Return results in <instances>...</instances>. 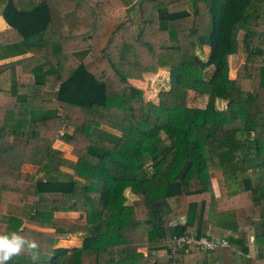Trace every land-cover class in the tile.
Returning <instances> with one entry per match:
<instances>
[{
  "label": "trees",
  "instance_id": "obj_1",
  "mask_svg": "<svg viewBox=\"0 0 264 264\" xmlns=\"http://www.w3.org/2000/svg\"><path fill=\"white\" fill-rule=\"evenodd\" d=\"M0 15V234L46 256L6 264H264V0H0ZM130 62L169 69L158 103L127 80ZM11 203L33 211L7 215ZM69 233L81 245L55 247ZM185 233L228 243L158 261Z\"/></svg>",
  "mask_w": 264,
  "mask_h": 264
},
{
  "label": "rangeland",
  "instance_id": "obj_2",
  "mask_svg": "<svg viewBox=\"0 0 264 264\" xmlns=\"http://www.w3.org/2000/svg\"><path fill=\"white\" fill-rule=\"evenodd\" d=\"M187 7L190 10H192L191 9L192 8L191 1H187ZM130 14H132V16H134V20L137 23V19H135V14H134L133 10L130 11ZM241 36H242V32L239 33V39H241ZM207 52H208V47L207 46H205L203 48V51L198 50V53L203 58L206 56ZM243 59H244V54H243V52L241 50L238 53H236V54H230L229 55V58H228L229 68L232 70V74H234L235 68L238 67L239 64L242 63ZM149 70L150 69H146L145 67L140 66L138 64H135L134 62H130V64L127 66L125 74H126V78H127V76H128V78H131V77L134 76L135 78H139V79H142L143 81L147 82V86H145V90L147 89V91L150 90L151 92H155L154 93L155 94L154 99L156 100L157 97H158L156 95H158V93L160 91L168 90L170 88V72H169V69L166 68L165 72L157 73L156 77H155V75H154L155 72L153 74H150ZM207 70L209 72L212 71V67L207 68ZM143 92H144V89H143ZM193 95H194V92L193 91H189V94H188V105H195V106H199V107H204L206 102H207V95L199 97L195 103L191 102V100H190V98H192ZM158 99H159V97H158ZM225 105L226 104H225L224 101L218 100V99L216 100V106L218 108H223V107H225ZM63 131H70V127L66 126L63 129ZM112 132H115V131H112ZM254 136L258 138V140H259V142L261 144V149L264 150V129L263 128H261V129L259 128V129L255 130L254 131ZM57 146H60V148H62V150H64L65 157L70 158V159L72 158L71 154L69 153L70 149L66 148L65 146H63L61 144L57 145ZM146 168H147L148 172L151 171L150 165H147ZM29 169L31 171H35V168H29ZM63 170L67 171L66 169H63ZM125 194L127 196V202H131L135 198V196L128 189L125 191ZM49 197L50 198L51 197L55 198V197H59V196L58 195H50ZM28 204H30V203H28ZM23 212H24V210L22 211V213ZM72 219H74L73 222L74 221H77V222H83L84 221V218H83L82 215H80V216L79 215H73ZM57 220L60 222V220H61L60 216H59V219H57ZM66 237H64V238H66L67 240L68 239H74V238L80 240L83 237V235L78 234V233H69V234H67ZM62 244H63V242H62ZM140 251L143 252V251H145V249L143 248Z\"/></svg>",
  "mask_w": 264,
  "mask_h": 264
},
{
  "label": "crops",
  "instance_id": "obj_3",
  "mask_svg": "<svg viewBox=\"0 0 264 264\" xmlns=\"http://www.w3.org/2000/svg\"><path fill=\"white\" fill-rule=\"evenodd\" d=\"M7 23L5 22V20L3 19V17L0 15V30H3L7 27ZM241 50V49H240ZM239 50V51H240ZM238 51V52H239ZM242 51V50H241ZM243 52V51H242ZM244 54V53H243ZM244 61V59H243ZM242 61V63H243ZM241 63V64H242ZM239 64V66L241 65ZM238 66V67H239ZM235 68L234 70V74H232V70L229 68V76L231 78H234L235 75H236V70L237 68ZM146 69H150L149 72L150 74H153L155 72V77H156V74L157 73H161V72H165L166 71V68L167 67H161V68H158V69H152V68H149V67H145ZM154 77V78H155ZM128 78V76H127ZM131 84H133L134 86L136 87H139L141 89H144V99L145 100H148V101H151L153 103H158L159 99L157 97V99L155 100L154 99V96H155V92H151L150 90L147 91V89L145 90V86H147V82L143 81L142 79H139V78H135L134 76L131 77V78H128L127 79ZM147 80V79H146ZM158 96V95H156ZM71 127H70V131H71ZM63 145L65 146L66 148L70 149L71 151V146L68 144V143H65L61 140H56L54 142V146L57 147V148H60V146H57V145ZM70 147V148H69ZM65 148V149H66ZM62 149V148H60ZM66 151V150H65ZM69 151V153H70ZM72 159V158H71ZM74 159V157H73ZM29 168H34L32 165H24L23 166V169L25 170H30ZM31 171V170H30ZM42 174H39L38 173V177H40ZM60 179H65L64 177H59ZM52 195L50 193H46V194H43V197L45 198H49V196ZM24 210V212L22 213V211ZM33 211V205L32 204H28V203H23V204H15V203H11L9 204L7 210H6V214L7 215H16V216H19L21 217L22 219H25L28 214L30 212ZM73 215H82L83 218H84V215L80 212H74V211H56L54 213V219L56 222H59L57 219H59V216H60V222H73L74 219H72ZM75 217V216H74ZM64 218V219H63ZM85 219V218H84ZM74 222H77V221H74ZM6 225V221H2L0 223V226L1 227H4ZM29 227L31 228H36V226L34 225H28ZM254 232H255V228L254 229H248V234L251 236L250 239H249V253L247 254V257H255L257 256L258 254V248L256 247L255 243H254V238H253V235H254ZM80 234V233H78ZM82 235V234H81ZM67 238V237H66ZM64 237H60L56 240V243H55V247H72V246H79L81 245V242H82V238L80 240L78 239H66ZM63 242V244H62ZM143 248H141L140 250H142ZM145 249V248H144ZM144 253H146V249L145 251H143ZM153 253L156 255L157 257V260L162 262V261H165V260H170L169 256H168V248L167 249H159V250H156V251H153ZM46 258L45 255H43L42 253H37L36 254V258L35 259H41V258ZM28 259H33L32 256L30 254H28ZM34 260V259H33ZM247 264V263H246Z\"/></svg>",
  "mask_w": 264,
  "mask_h": 264
},
{
  "label": "clouds",
  "instance_id": "obj_4",
  "mask_svg": "<svg viewBox=\"0 0 264 264\" xmlns=\"http://www.w3.org/2000/svg\"><path fill=\"white\" fill-rule=\"evenodd\" d=\"M38 243L16 232L0 234V264H6L14 256L27 250L33 259L36 258Z\"/></svg>",
  "mask_w": 264,
  "mask_h": 264
},
{
  "label": "built area",
  "instance_id": "obj_5",
  "mask_svg": "<svg viewBox=\"0 0 264 264\" xmlns=\"http://www.w3.org/2000/svg\"><path fill=\"white\" fill-rule=\"evenodd\" d=\"M174 240L175 241L168 247V256L170 259L173 258L179 247H184L185 251H188L189 247L191 246L198 247L201 250H213L228 243L225 238H219L215 236L208 237V235L197 236L193 233H185L175 236Z\"/></svg>",
  "mask_w": 264,
  "mask_h": 264
}]
</instances>
